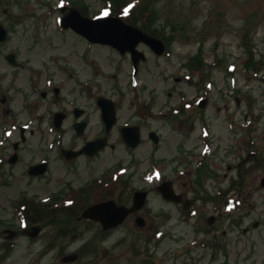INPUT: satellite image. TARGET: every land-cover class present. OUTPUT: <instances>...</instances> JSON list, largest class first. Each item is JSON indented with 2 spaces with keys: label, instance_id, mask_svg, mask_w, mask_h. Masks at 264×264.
<instances>
[{
  "label": "rangeland",
  "instance_id": "rangeland-1",
  "mask_svg": "<svg viewBox=\"0 0 264 264\" xmlns=\"http://www.w3.org/2000/svg\"><path fill=\"white\" fill-rule=\"evenodd\" d=\"M61 3L75 7L91 18L108 12V9L113 11L112 15L129 14L128 20L134 25H144L160 35H169L172 41L170 52L156 57L146 44H140L139 48L149 58L135 74L129 55L123 56L111 47L93 46L73 30L62 27ZM0 10V22L10 35L8 40L0 42V175L1 172L9 174L7 179L0 177V245L8 242L4 230L10 228L18 232L9 240L10 248L0 251V264H145L143 260L147 252L152 253L148 257L158 264H184L180 253L195 256L194 259L188 258V264H264V186L261 184L264 158L262 164L251 163L239 171L244 178L239 188L243 194L234 193L232 197L248 209V216L242 225L232 226L230 219L215 224L219 230L215 228L213 231L218 234L220 231L216 240L225 246L216 255L215 250L204 248L200 241L204 238L200 230H196L197 226L192 229L177 222L179 210L157 192L153 193L150 202L153 210L146 214L148 226H156L151 233L148 226L140 228L135 225L133 216L124 227L95 242L93 253H80V259L74 263H64L62 259L83 246L85 237L76 235L82 232H87V236L93 234L95 225L86 228L88 225L84 223V227L79 225L74 233L55 238L48 227L57 221L53 228L65 229L69 223L65 221L69 219L65 214L57 213L49 222H38L45 230L32 238L25 230H31L29 220L35 214L28 212V225H21V206L15 204L23 195L47 199L66 187L69 178L78 184L84 181L66 170L58 158L61 146L76 138L72 125L74 118L71 122L67 119L61 128L56 129L53 117L54 111L62 105L69 107V102L81 104L87 108V117L91 119L87 134H92L100 124L102 126L97 94L116 101L119 124H122L131 114L138 117L137 108L152 110L155 114L159 109L171 112L183 100H192L203 82L202 87L207 88L209 81L213 84L209 94L214 99L205 111H196L194 115L201 114L209 123L211 130L218 135L214 136L217 142L224 144L231 140L233 135L227 128L229 119L233 124H236L235 120L244 122L248 129L256 125L258 131L252 132V137L264 144V71L247 70L244 66L249 45L253 46L249 47L250 51L264 60V0H0ZM198 50L208 64L210 73L201 74L206 77L190 75L185 67ZM10 52L16 53L21 67L6 59ZM217 59L236 64V70L230 72L226 66L216 67ZM187 75H190L189 79ZM177 77L182 80L177 81ZM59 84L64 85L63 97L53 103L52 88ZM42 90L49 92L48 97H42ZM4 116L14 120L5 121ZM199 120L196 119L195 129H199ZM13 122L16 127L12 126ZM24 125L27 127L26 138L21 141ZM160 127L166 135L172 131L168 125ZM7 129H12L13 133L7 135ZM115 133L116 130L112 135ZM14 141H20L22 151L18 164L10 166L6 162L7 147ZM54 147L59 149L57 153ZM132 154L122 147L105 151L104 171L116 167L120 161L125 163L134 158L138 162V169H134L138 172L137 181L145 183L142 175L149 168V148L143 144ZM43 156L53 159L49 173L42 179L27 175L28 166ZM82 168L79 173L88 177ZM237 170L233 168V175H237ZM167 172L162 169L163 175ZM209 176L201 177L204 181L202 191H208L205 186L214 183ZM147 183L151 184V181ZM192 185L196 183L186 185V190ZM240 210L237 207L233 211ZM164 212L172 214L170 222L163 220V217L168 219L162 217ZM205 215L207 217L203 212L200 218ZM240 216L237 214L236 217ZM252 221H258V226L253 227ZM157 231H162L163 236L157 237ZM177 233L186 235L177 239L171 237ZM193 235L196 240L186 242ZM146 236L153 237L151 243L145 242ZM198 241L200 247H197ZM185 242L188 248L184 247ZM135 250L140 254L134 255Z\"/></svg>",
  "mask_w": 264,
  "mask_h": 264
},
{
  "label": "flooded vegetation",
  "instance_id": "flooded-vegetation-1",
  "mask_svg": "<svg viewBox=\"0 0 264 264\" xmlns=\"http://www.w3.org/2000/svg\"><path fill=\"white\" fill-rule=\"evenodd\" d=\"M78 109L83 112V116L87 114V110L85 108L80 107L78 104H72V114L74 111ZM137 112L142 113L137 115L138 117H134V114H131L129 118L126 119V121L122 124L116 125V132L114 136H112V140L116 141L115 146H111V144L108 145L113 150L118 149L119 147H122L123 150L127 153H133L135 152L141 145L146 144L147 147L149 148V158H148V164L150 169L152 167H160L162 169H166L171 165L169 168L173 172H176V176L180 177L179 171L180 170H185L186 173V178L187 180H183V182H186L188 184L186 185H191L194 181H197L199 178L202 177V175H206L204 172L207 170L209 167L206 163H204L201 159H195V156L192 152L186 151L183 145V137L182 134L180 135L179 138H177V134L175 131H171L166 135L164 132H162V128L160 126L166 127L168 125V117L161 111L160 114H153L151 112H146L143 111L142 109H138ZM138 114V113H136ZM142 115V116H141ZM87 121L86 127L84 131L82 132L81 135L75 134L74 130L73 133L76 136L74 141L69 144L68 149L71 150H79L82 147H84L88 142L95 140L99 137H102L104 135V130H103V125L98 126L96 130L92 134H87L90 126L92 125L90 120H85ZM154 122H157L156 125H153ZM126 124V125H125ZM137 125L140 128L141 132V142L137 148H130L126 144V142L123 140V135H122V129L125 126H133ZM73 127H75V122ZM169 127V126H168ZM156 132L158 143L151 137V132ZM171 135V136H169ZM110 136V134H109ZM108 136V138H109ZM132 136V135H131ZM177 139V140H176ZM14 147L17 148L14 144ZM106 147V149L108 148ZM109 148V149H110ZM105 149L101 150L100 152H95L94 155L87 154L86 152L76 158V159H65L66 160V170L71 171L75 174H77L78 179L83 178L84 181L81 183H74L72 178L68 179V183L66 184L65 191L68 193L75 195L74 193H81V191H94L99 188L100 185H97L98 181H100L103 176L106 174L104 173V153ZM160 151V152H159ZM161 153V154H160ZM134 156V154H132ZM214 161L210 167H215L218 168V163L222 164L223 161L222 159H214ZM137 161L134 158H131L127 162H119L118 166L119 167H124L128 171H131L133 169H138L137 167ZM82 171L88 175V177L85 178L84 175L79 173L80 167H82ZM136 166V167H135ZM51 167V164H50ZM137 171H134L130 175V182L133 183L134 185L137 184ZM189 179V180H188ZM188 181V182H187ZM97 183V184H96ZM140 187L142 186L139 184ZM193 188V185L191 186ZM132 199L128 201L126 205L131 204ZM89 205L88 203L86 204H78L74 203L71 205V210L74 212H79L82 214V211L84 210L85 206ZM137 213L132 214L131 216H136ZM78 219L81 221H87L90 224H95L96 221L91 220V219H85V218H80V215L77 216ZM97 224V223H96ZM97 232H94L93 234H90L87 236V232H83L82 234H77L76 236H84L85 241H89L90 239H94L95 236L94 234Z\"/></svg>",
  "mask_w": 264,
  "mask_h": 264
},
{
  "label": "water",
  "instance_id": "water-1",
  "mask_svg": "<svg viewBox=\"0 0 264 264\" xmlns=\"http://www.w3.org/2000/svg\"><path fill=\"white\" fill-rule=\"evenodd\" d=\"M62 23L65 27H72L93 42L112 44L123 53L131 51L134 55L136 65L142 57V55H139L136 51V46L139 42H146L158 53H163L165 50V46L162 41L144 34L138 28L129 26L116 17H105L97 20H91L83 17L77 9L71 8L69 14L64 17ZM5 37L6 31L2 28V26H0V38L4 39ZM7 58L11 62L16 63L14 54L8 55ZM99 103L104 110L105 121L110 127L115 122L114 104L103 98L99 99ZM62 118L63 117L60 116L58 122H60ZM80 125H83V123ZM137 142L138 139L133 143V146H135ZM104 144L105 143L101 141L100 145L103 146ZM30 173L37 174L39 172L32 169ZM139 196L140 194L137 195V198ZM167 197L174 199L171 196ZM135 208L126 209L124 207H117L114 202H108L91 208L85 213V216H91L94 219H99L104 223L106 228H109L122 222L129 212ZM74 259V255L65 258L66 261H73Z\"/></svg>",
  "mask_w": 264,
  "mask_h": 264
},
{
  "label": "snow or ice",
  "instance_id": "snow-or-ice-1",
  "mask_svg": "<svg viewBox=\"0 0 264 264\" xmlns=\"http://www.w3.org/2000/svg\"><path fill=\"white\" fill-rule=\"evenodd\" d=\"M104 14H105V15H107V13H106V12H105Z\"/></svg>",
  "mask_w": 264,
  "mask_h": 264
}]
</instances>
